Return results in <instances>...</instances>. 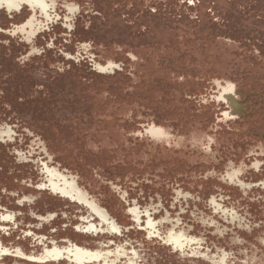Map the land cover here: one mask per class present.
<instances>
[{
  "label": "rangeland",
  "instance_id": "374dc122",
  "mask_svg": "<svg viewBox=\"0 0 264 264\" xmlns=\"http://www.w3.org/2000/svg\"><path fill=\"white\" fill-rule=\"evenodd\" d=\"M46 1L52 20L37 10L31 42L30 8L0 13V242L125 248L120 264L134 251L138 264H264V0ZM44 163L122 233H81L99 220L41 189Z\"/></svg>",
  "mask_w": 264,
  "mask_h": 264
},
{
  "label": "flooded vegetation",
  "instance_id": "af4514ba",
  "mask_svg": "<svg viewBox=\"0 0 264 264\" xmlns=\"http://www.w3.org/2000/svg\"><path fill=\"white\" fill-rule=\"evenodd\" d=\"M28 7L32 10L33 15L27 21V23L22 27V31L26 32L28 35V41L32 39L40 32L41 23L36 19L37 10L41 11L42 16L49 22L52 20L51 10L54 5H49L46 0H0V13L1 11H6L7 13H19L23 7ZM72 11V9H71ZM40 26V27H39ZM116 65L109 63L107 67L97 66L98 70H94L95 73L102 75L106 72L110 73L115 70ZM103 72V73H102ZM225 98L233 97L228 95L226 92ZM150 133H156L158 129L156 127H151L149 129ZM3 138L13 139L14 133L11 129H4L1 133ZM46 150V149H45ZM47 152V151H46ZM44 172L48 179V184L42 186V190H49L55 195H59L64 199L70 200L71 202L77 203L79 205L85 206L89 209L90 213L95 216L99 223L92 222L88 219L85 220V225L80 227V232L83 234H115L120 235L122 233V227L120 224L110 215V213L100 206L94 199L90 198L89 194L84 191L77 179L72 175H67L61 172L58 168H51L48 164L44 163ZM30 198H26L23 202H28ZM136 217H140L137 211H134ZM16 219V215L8 214L2 218V222L7 224L13 222ZM52 216L42 221H49ZM148 226L154 230L156 229V224L153 221H149ZM157 232V231H156ZM155 231L151 234L154 235ZM186 237L183 233H176L171 231L167 235V242L175 246V248H184ZM189 242H193L190 240ZM65 245L61 246L58 243H53V247H45L41 254L36 255L27 254L23 249L16 248L14 251L8 249L0 242V261L4 260L6 256H12L15 258L18 264L21 261H27L32 264H49V263H60L61 261H69L72 264H120L121 260L124 258L128 259L129 253L125 248H118L115 251H105L104 248L97 250H92L89 248L81 247L71 240H64ZM132 258L129 259L127 264H138L137 259L139 254L137 252L131 253ZM225 259H221L224 263ZM28 264L26 262H22ZM1 264V262H0Z\"/></svg>",
  "mask_w": 264,
  "mask_h": 264
},
{
  "label": "trees",
  "instance_id": "16d2710c",
  "mask_svg": "<svg viewBox=\"0 0 264 264\" xmlns=\"http://www.w3.org/2000/svg\"><path fill=\"white\" fill-rule=\"evenodd\" d=\"M67 85H69V86H71L72 85V83L71 82H63V83H60V84H58V92H59V94H65V93H67L68 91H70V87H69V89L67 88ZM73 85H76V84H74L73 83ZM65 86V87H64ZM85 86V87H84ZM84 88L86 89V88H89V85L88 84H84Z\"/></svg>",
  "mask_w": 264,
  "mask_h": 264
}]
</instances>
